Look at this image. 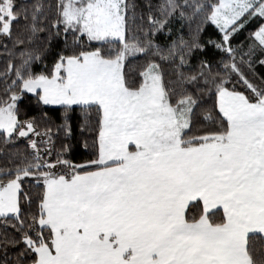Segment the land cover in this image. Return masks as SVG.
Segmentation results:
<instances>
[{"label":"snow or ice","instance_id":"6c2138e0","mask_svg":"<svg viewBox=\"0 0 264 264\" xmlns=\"http://www.w3.org/2000/svg\"><path fill=\"white\" fill-rule=\"evenodd\" d=\"M0 38V264H264V0H0Z\"/></svg>","mask_w":264,"mask_h":264},{"label":"trees","instance_id":"16d2710c","mask_svg":"<svg viewBox=\"0 0 264 264\" xmlns=\"http://www.w3.org/2000/svg\"><path fill=\"white\" fill-rule=\"evenodd\" d=\"M137 2H139V0H137ZM185 32H187V29H185ZM187 38V37H185ZM168 39L167 37H161V40L160 42L162 44L164 43H168ZM5 41L3 40V38H0V45H2ZM9 48H11V44L9 43ZM213 55L212 52H209L208 53V56L211 57ZM7 56V53L4 51V49L2 47H0V70H3L5 64H6V59L5 57ZM202 57L200 56V54H197L196 57H194L192 60H191V64H190V67L192 68H196L198 66V63H199V59H201ZM134 64L137 63V61H134L133 62ZM256 71L259 73V72H264V68H261L259 66H257L256 68ZM165 72L166 73H171L172 72V67H169V66H165ZM73 122L74 123H78V121L76 120V116L74 115L73 117ZM4 147V145L0 144V150H2Z\"/></svg>","mask_w":264,"mask_h":264}]
</instances>
